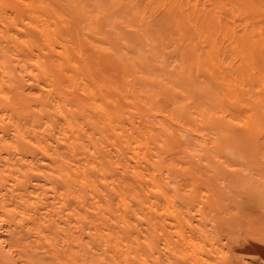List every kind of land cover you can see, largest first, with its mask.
Instances as JSON below:
<instances>
[{
    "label": "bare ground",
    "instance_id": "1",
    "mask_svg": "<svg viewBox=\"0 0 264 264\" xmlns=\"http://www.w3.org/2000/svg\"><path fill=\"white\" fill-rule=\"evenodd\" d=\"M241 240L264 251V0H0V264Z\"/></svg>",
    "mask_w": 264,
    "mask_h": 264
},
{
    "label": "rangeland",
    "instance_id": "2",
    "mask_svg": "<svg viewBox=\"0 0 264 264\" xmlns=\"http://www.w3.org/2000/svg\"><path fill=\"white\" fill-rule=\"evenodd\" d=\"M244 241V240H243ZM247 246H249L248 244H245L244 242H242V240H241V242H240V244H239V247H240V252L238 253V257L239 258H241L240 260H241V262L243 263L244 262V264H247L248 262H247V260L250 262L251 261V258L249 259L248 257H253V259H252V261L250 262V264H264V262L261 260V259H264V251H260V252H258V251H256V250H254V251H251V250H248L247 249ZM248 254V255H247ZM256 256H255V255ZM259 256H258V255ZM247 255V257H245ZM254 255V256H253ZM258 256V258H261V259H256V257ZM255 259V260H254ZM254 260V261H253Z\"/></svg>",
    "mask_w": 264,
    "mask_h": 264
}]
</instances>
